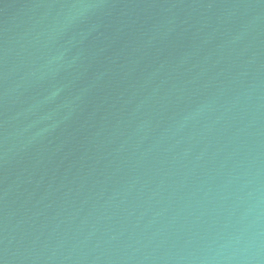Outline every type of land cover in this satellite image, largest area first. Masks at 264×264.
<instances>
[{"label":"water","instance_id":"1","mask_svg":"<svg viewBox=\"0 0 264 264\" xmlns=\"http://www.w3.org/2000/svg\"><path fill=\"white\" fill-rule=\"evenodd\" d=\"M0 264H264V0H0Z\"/></svg>","mask_w":264,"mask_h":264}]
</instances>
